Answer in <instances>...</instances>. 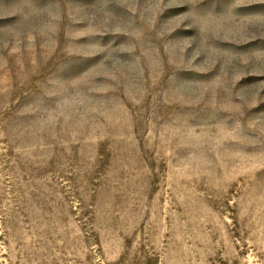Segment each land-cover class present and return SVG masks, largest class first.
Masks as SVG:
<instances>
[{
  "label": "rangeland",
  "instance_id": "obj_1",
  "mask_svg": "<svg viewBox=\"0 0 264 264\" xmlns=\"http://www.w3.org/2000/svg\"><path fill=\"white\" fill-rule=\"evenodd\" d=\"M0 264H264V0H0Z\"/></svg>",
  "mask_w": 264,
  "mask_h": 264
}]
</instances>
